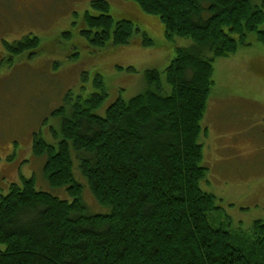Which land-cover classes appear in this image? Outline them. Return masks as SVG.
I'll return each mask as SVG.
<instances>
[{
	"label": "trees",
	"instance_id": "trees-1",
	"mask_svg": "<svg viewBox=\"0 0 264 264\" xmlns=\"http://www.w3.org/2000/svg\"><path fill=\"white\" fill-rule=\"evenodd\" d=\"M127 1L158 17L169 43H192L176 49L165 71H145L146 90L117 100L104 117L96 114L108 96L100 76L98 92L67 98L55 113L58 144L36 135L33 154L46 159L50 187L68 198L38 190L35 179L12 184L0 201V264H264V222L234 235L217 223L216 197L201 187L214 64L249 45L253 33L264 44V0L260 7L251 0ZM91 9L81 34L92 55L154 44L132 21L116 22L107 1ZM40 43L27 36L8 49L33 58ZM86 189L107 214L90 211Z\"/></svg>",
	"mask_w": 264,
	"mask_h": 264
},
{
	"label": "rangeland",
	"instance_id": "rangeland-1",
	"mask_svg": "<svg viewBox=\"0 0 264 264\" xmlns=\"http://www.w3.org/2000/svg\"><path fill=\"white\" fill-rule=\"evenodd\" d=\"M93 1L0 0V201L24 178L35 179L40 191L68 198L65 190L48 184L46 159L33 154L35 136L57 145L54 132L61 134L62 118L55 113L67 107L69 96L75 101L98 92L97 76L108 95L96 112L104 117L117 100H130L146 90L145 71H165L176 49L192 43H169L159 18L131 1L104 0L116 22L132 21L154 44L144 47L138 42L115 55H92L81 27ZM251 2L260 7L262 0ZM259 30L264 31V24ZM66 33L72 37L66 39ZM27 36L38 37L42 51L33 58L30 52L15 56L8 46ZM247 42L235 55L216 60L215 85L202 122L207 130L203 166L208 172L201 187L216 197L217 223L238 236L248 235L255 222H264V44L255 33ZM130 67L137 72H129ZM84 200L94 214L108 213L88 189Z\"/></svg>",
	"mask_w": 264,
	"mask_h": 264
},
{
	"label": "flooded vegetation",
	"instance_id": "flooded-vegetation-1",
	"mask_svg": "<svg viewBox=\"0 0 264 264\" xmlns=\"http://www.w3.org/2000/svg\"><path fill=\"white\" fill-rule=\"evenodd\" d=\"M23 39V38H22ZM22 39H19V41H21ZM15 43V42H14Z\"/></svg>",
	"mask_w": 264,
	"mask_h": 264
}]
</instances>
